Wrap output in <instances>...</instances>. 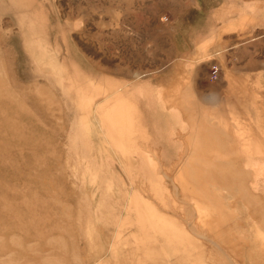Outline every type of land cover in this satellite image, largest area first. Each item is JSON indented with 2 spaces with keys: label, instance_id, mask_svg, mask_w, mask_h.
Here are the masks:
<instances>
[{
  "label": "rangeland",
  "instance_id": "rangeland-1",
  "mask_svg": "<svg viewBox=\"0 0 264 264\" xmlns=\"http://www.w3.org/2000/svg\"><path fill=\"white\" fill-rule=\"evenodd\" d=\"M209 2L263 61L264 0ZM196 8L0 0V264H264V165H160L128 106Z\"/></svg>",
  "mask_w": 264,
  "mask_h": 264
},
{
  "label": "crops",
  "instance_id": "crops-1",
  "mask_svg": "<svg viewBox=\"0 0 264 264\" xmlns=\"http://www.w3.org/2000/svg\"><path fill=\"white\" fill-rule=\"evenodd\" d=\"M191 1L200 13L184 15L185 29L173 32L166 62L152 77L127 85L135 131L163 166L193 162L205 152L208 159L233 154L231 162L210 164L264 165V157L255 156L257 142L264 141L258 135L264 129L257 128H264V60L257 59L256 47H243L240 34L220 19L219 4ZM249 19L247 33L258 26L254 13ZM212 54L222 59L213 82ZM242 148L249 150L244 158Z\"/></svg>",
  "mask_w": 264,
  "mask_h": 264
},
{
  "label": "built area",
  "instance_id": "built-area-1",
  "mask_svg": "<svg viewBox=\"0 0 264 264\" xmlns=\"http://www.w3.org/2000/svg\"><path fill=\"white\" fill-rule=\"evenodd\" d=\"M220 75V68L218 65L213 64L210 69V75L209 78L211 81H217Z\"/></svg>",
  "mask_w": 264,
  "mask_h": 264
}]
</instances>
